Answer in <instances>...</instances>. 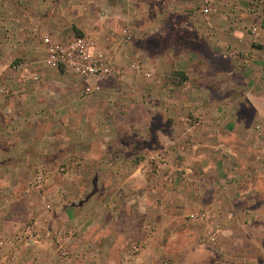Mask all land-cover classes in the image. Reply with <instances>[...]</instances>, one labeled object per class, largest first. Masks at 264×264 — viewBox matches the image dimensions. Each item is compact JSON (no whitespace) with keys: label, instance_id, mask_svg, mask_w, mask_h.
Returning a JSON list of instances; mask_svg holds the SVG:
<instances>
[{"label":"crops","instance_id":"obj_1","mask_svg":"<svg viewBox=\"0 0 264 264\" xmlns=\"http://www.w3.org/2000/svg\"><path fill=\"white\" fill-rule=\"evenodd\" d=\"M46 34L91 37L115 70L142 51L161 81L66 77ZM0 85V264H184L179 229L264 264V0H0Z\"/></svg>","mask_w":264,"mask_h":264},{"label":"built area","instance_id":"obj_2","mask_svg":"<svg viewBox=\"0 0 264 264\" xmlns=\"http://www.w3.org/2000/svg\"><path fill=\"white\" fill-rule=\"evenodd\" d=\"M259 26L253 25L251 30L253 33L258 34ZM125 40L128 42L132 38L130 30L125 28L123 30ZM43 43L46 48V60L50 67L63 69L66 72L80 76H92V77H107L116 73L113 64V58L91 37L88 36H75L66 41L55 40L51 35H43ZM133 67L135 69L141 68L139 60L134 62ZM0 95L4 96H16L9 87L0 85ZM43 181V174H39L36 180V184ZM198 216L204 217V213L190 214V218L194 219ZM33 224H28L26 230L30 231ZM201 243L214 244L217 242V234L209 233L200 237ZM61 256H68L69 250L62 244H59L58 248ZM167 262H165L166 264Z\"/></svg>","mask_w":264,"mask_h":264},{"label":"rangeland","instance_id":"obj_3","mask_svg":"<svg viewBox=\"0 0 264 264\" xmlns=\"http://www.w3.org/2000/svg\"><path fill=\"white\" fill-rule=\"evenodd\" d=\"M127 28L128 30L131 31L132 33V38L130 41H126L125 37L123 35V30ZM135 35L132 32V30L130 29L129 26H124L121 28L120 30V39L123 42L126 43H130L134 40ZM109 51V50H108ZM142 52V51H141ZM140 51H136L132 56H129L128 60H126V63L123 64L120 68H117L116 72L118 71V75L119 77H124L125 79L123 80V83L120 85L119 89L116 90V94H129L131 91H129V84L130 81L134 84L138 85V90L136 89V92L144 90L146 85V81L147 78H157L159 81H161V74L157 71H153L152 69L148 68L145 65V57L144 54L141 53ZM112 56V55H111ZM137 60L140 61L141 63V68L140 69H135L133 67L134 62H136ZM114 62V61H113ZM114 64V63H113ZM62 73H64L66 75V77H69L70 75H72L70 72H66L63 69H60ZM171 75L174 76V78H176V76H183L180 71L178 70H173L170 71ZM137 73L140 75H138V77H136ZM63 79V83L62 85L64 87L62 91L60 92V94H65V83H64ZM81 91V90H80ZM90 93V92H87ZM85 94V93H84ZM96 94V93H95ZM140 94H145V93H141ZM182 123L188 125V126H202L203 122L199 121V119H197L193 114H186L185 117H183L182 119H180ZM258 126H256L257 128ZM127 134L129 135V133L127 132ZM150 150V149H149ZM148 150V153H150ZM155 153L153 154L154 156H157V159L159 161H162L165 155V151L164 150H153ZM152 152V151H151ZM145 153V152H144ZM157 154V155H156ZM166 156V155H165ZM158 165V164H157ZM167 180L169 181V183H172L171 185H174V178L170 180V178H167ZM177 233V234H176ZM175 233L174 239L172 240L171 244L169 245V250H170V254L171 253H178L180 250L183 252L184 248H186V252L183 253L182 257L184 256V259H182L181 261L184 262V264H218L215 262V259H211V257H214L215 253H219L218 255L221 254V256H224L221 248L218 246V248H214V247H210L209 244L210 243H201L202 245H206V246H202L199 245L198 241L193 240V242L188 243L184 242L183 238H184V231L182 229L177 230V232ZM202 246V247H200ZM212 246V245H211Z\"/></svg>","mask_w":264,"mask_h":264}]
</instances>
